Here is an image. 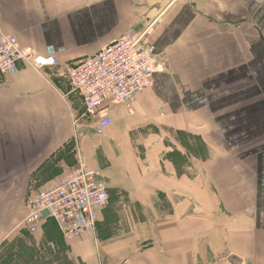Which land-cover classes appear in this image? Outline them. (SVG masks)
<instances>
[{
	"label": "crops",
	"instance_id": "crops-1",
	"mask_svg": "<svg viewBox=\"0 0 264 264\" xmlns=\"http://www.w3.org/2000/svg\"><path fill=\"white\" fill-rule=\"evenodd\" d=\"M147 29L154 85L97 136L68 71ZM4 34L59 63L0 74V246L15 200L81 161L110 202L73 243L46 221L32 236L51 225L54 254L61 238L82 264H264V0H0Z\"/></svg>",
	"mask_w": 264,
	"mask_h": 264
},
{
	"label": "built area",
	"instance_id": "built-area-1",
	"mask_svg": "<svg viewBox=\"0 0 264 264\" xmlns=\"http://www.w3.org/2000/svg\"><path fill=\"white\" fill-rule=\"evenodd\" d=\"M148 29L116 41L68 71L72 90L84 101V118L94 122L97 136H104L113 124L111 107L130 109L136 97L154 85L158 57L147 39ZM20 61L37 68L59 63L55 56L22 48L14 35H0V73L16 74ZM109 202L101 171L79 161L65 176L30 195L23 224L34 235L46 221H54L64 241L73 243L96 230L99 213Z\"/></svg>",
	"mask_w": 264,
	"mask_h": 264
},
{
	"label": "rangeland",
	"instance_id": "rangeland-1",
	"mask_svg": "<svg viewBox=\"0 0 264 264\" xmlns=\"http://www.w3.org/2000/svg\"><path fill=\"white\" fill-rule=\"evenodd\" d=\"M85 120L89 125L93 124V121L90 119L85 118ZM31 194V192H26L21 198L16 199L13 211L8 208V211L13 214L12 224L14 226L18 223V229L9 233L6 242L1 244L0 264L4 263L10 255L17 252L21 254V260H18L20 262L19 264H82L70 255V247L66 244L67 250L63 251L61 256L58 253L54 254L49 250L50 248L52 250L58 249L56 246L50 245L46 239L48 234L52 231L51 225H49L41 234L36 236L28 234L23 229V226L20 225V222H22L26 216V202ZM7 202L10 203L9 200H7ZM11 206L13 205H9L8 207ZM18 246L23 248L17 249ZM30 257L34 259L33 262L28 261L29 263H26L22 261H27L28 259H31ZM16 258L18 257H15L14 259Z\"/></svg>",
	"mask_w": 264,
	"mask_h": 264
},
{
	"label": "trees",
	"instance_id": "trees-1",
	"mask_svg": "<svg viewBox=\"0 0 264 264\" xmlns=\"http://www.w3.org/2000/svg\"><path fill=\"white\" fill-rule=\"evenodd\" d=\"M64 240V239H63ZM61 248H62V252L67 250V246L65 245V243L61 240V238L58 240Z\"/></svg>",
	"mask_w": 264,
	"mask_h": 264
}]
</instances>
